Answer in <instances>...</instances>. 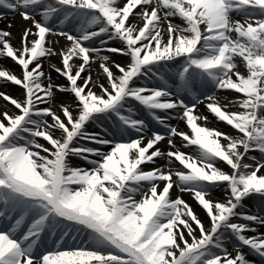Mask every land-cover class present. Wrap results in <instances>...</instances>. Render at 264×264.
<instances>
[{
	"label": "snow or ice",
	"instance_id": "obj_1",
	"mask_svg": "<svg viewBox=\"0 0 264 264\" xmlns=\"http://www.w3.org/2000/svg\"><path fill=\"white\" fill-rule=\"evenodd\" d=\"M0 10L29 25L18 47L0 29V86L22 90L0 91V264H264V0ZM200 105L235 135L209 128ZM252 197L261 207L242 211Z\"/></svg>",
	"mask_w": 264,
	"mask_h": 264
},
{
	"label": "rangeland",
	"instance_id": "obj_2",
	"mask_svg": "<svg viewBox=\"0 0 264 264\" xmlns=\"http://www.w3.org/2000/svg\"><path fill=\"white\" fill-rule=\"evenodd\" d=\"M5 15L6 16H12L13 14L12 13H8V12H6L5 13ZM15 20L16 19H12V20H8V19H3V21H1V23H0V29H4V30H7V31H10L11 33H12V31H11V29H12V27L14 26V24H15ZM9 24H11L12 25V27L11 28H8V25ZM12 43L15 45V46H19V43H20V38H18V37H14V39L12 40ZM55 47V46H54ZM52 60H53V62L54 63H56L57 64V66H59L60 65V59H59V57H53L52 58ZM3 64H7L11 69H12V71L15 73V74H17V75H19V73H20V69H19V67L18 66H16V65H14L13 64V62H11L10 60H8V59H5L4 61H3ZM93 66L96 68L97 67V65H94L93 64ZM44 69H45V71H48V63L47 62H45L44 63ZM52 77H53V80L57 83V84H60L58 81H57V78H58V76H57V74L55 73V72H53L52 73ZM0 87H5L9 92H10V94L13 96H15V98H22V90L21 89H19V90H15L16 89V87L17 86H13V85H10V84H7V85H3V86H0ZM57 100L58 101H61L62 103H74V99L70 96V95H68V94H57ZM0 102H2V103H6V102H3V101H0ZM11 108V107H10ZM175 121V120H174ZM173 121V122H174ZM176 122H178L177 120H176ZM182 124V128L184 129V130H186V127H185V125L183 124V123H181ZM184 151L186 152V153H188V154H194V152H195V148H190V149H184ZM255 155H257L258 156V158H259V154L258 153H254ZM222 167H224V169L227 171V168L225 167V166H223V165H221ZM216 196H221V198L223 199V193H222V190H221V192L220 191H217L216 192V194H215ZM190 206H192L193 207V209H194V211L197 213V215L202 219V220H205V213L203 212V210L202 209H199L197 206H195V204H193V202H191L190 200H188V199H184ZM259 231L260 232H264V230H261V229H259ZM249 235H252L251 233L249 234ZM229 251H232V249L231 250H229ZM248 250L247 249H245V252H247ZM248 259L250 258V259H256L257 257H255L254 255H252V254H249L248 255V257H247ZM255 261V260H254Z\"/></svg>",
	"mask_w": 264,
	"mask_h": 264
},
{
	"label": "bare ground",
	"instance_id": "obj_3",
	"mask_svg": "<svg viewBox=\"0 0 264 264\" xmlns=\"http://www.w3.org/2000/svg\"><path fill=\"white\" fill-rule=\"evenodd\" d=\"M0 12H4V11H1V10H0ZM2 14H3V13H2ZM4 16H5V19H8V20L16 19V20H15V24H14V26L12 27L11 31H12V35H13V37H18V38L21 39V34H22L23 29H24L25 27H28L29 25H28L26 22L22 21V19L20 18L19 14H13L12 16H6V15L4 14ZM176 22L179 23L178 20H177ZM64 44H65V41H64L63 39H61V40H60V43L57 44V45H54V46H55L56 48L59 49V48L63 47ZM110 55H112L113 59L116 60L118 63H120V64H122V65L125 64V63H127L126 58L120 57V56L115 55V54H110ZM96 70H97V67L95 68V67L92 66V75H93L94 78H95V75H96ZM85 75H87V73H85ZM58 82L61 83V84H64V83H65L64 79H63V78H60V77H58ZM15 90H19V88L16 87ZM0 91L5 92V93L11 95L10 92H9L5 87H0ZM96 91H99V89H96ZM226 95H228L229 98H231V97L233 96L232 93H227ZM11 96H12V95H11ZM12 97L15 98L14 95H13ZM60 103H61L60 101L56 100V104H57V105L60 104ZM0 104H3V103L0 102ZM3 110H4V109H3L2 107H0V111H3ZM8 110L11 111V110H13V109L9 108ZM233 110H235V109H233ZM199 112L208 115L209 123L207 124V126H208L209 128H215V129H218V130L221 131V132H226V133H228L229 135H235L234 130L230 129V127L224 125L223 123H217V122L215 121L214 117L206 112V109H205L204 105H200V107H199ZM140 115L144 117V116H145V113L141 112ZM179 128H180V127H179ZM180 130H182V129L180 128ZM161 146L164 147V146H166V145H161ZM178 194H179V193L176 191V195H178ZM176 195H175L174 190H173V192H172V196H173V198H175ZM182 198H183V199H188V200H190L191 202H193V204H195L196 206H198V205L195 203V201L191 198L190 194L185 193V194H183ZM210 198H212V199H217V200H218V198H214V197H210ZM220 198H221V196H220ZM221 200H222V198H221ZM205 223H207L206 220H205ZM260 229H264V227H262V228H260ZM248 235H249V233H248ZM230 248H231V246L229 247V250H230Z\"/></svg>",
	"mask_w": 264,
	"mask_h": 264
}]
</instances>
